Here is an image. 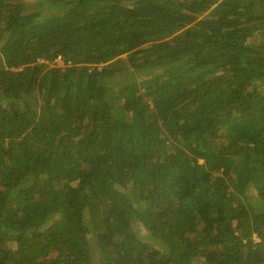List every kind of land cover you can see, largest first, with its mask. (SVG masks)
Segmentation results:
<instances>
[{"label": "trees", "instance_id": "1", "mask_svg": "<svg viewBox=\"0 0 264 264\" xmlns=\"http://www.w3.org/2000/svg\"><path fill=\"white\" fill-rule=\"evenodd\" d=\"M97 252L264 264V0H0V264Z\"/></svg>", "mask_w": 264, "mask_h": 264}, {"label": "rangeland", "instance_id": "2", "mask_svg": "<svg viewBox=\"0 0 264 264\" xmlns=\"http://www.w3.org/2000/svg\"><path fill=\"white\" fill-rule=\"evenodd\" d=\"M31 1H35V0H31ZM146 241H148L149 243H152V241L151 240H149V239H145ZM98 260H99V255H98V252L96 253V256H95V262H94V264H97V262H98Z\"/></svg>", "mask_w": 264, "mask_h": 264}]
</instances>
